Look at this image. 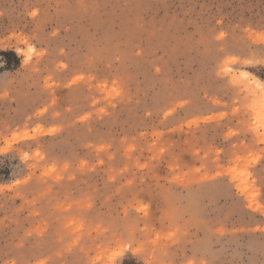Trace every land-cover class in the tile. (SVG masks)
<instances>
[{
	"label": "rangeland",
	"instance_id": "obj_1",
	"mask_svg": "<svg viewBox=\"0 0 264 264\" xmlns=\"http://www.w3.org/2000/svg\"><path fill=\"white\" fill-rule=\"evenodd\" d=\"M0 264H264V0H0Z\"/></svg>",
	"mask_w": 264,
	"mask_h": 264
}]
</instances>
